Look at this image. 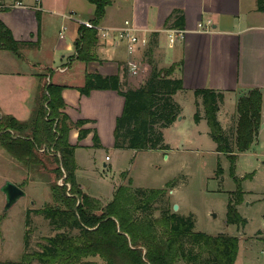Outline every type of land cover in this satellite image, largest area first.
Listing matches in <instances>:
<instances>
[{
	"label": "trees",
	"instance_id": "obj_1",
	"mask_svg": "<svg viewBox=\"0 0 264 264\" xmlns=\"http://www.w3.org/2000/svg\"><path fill=\"white\" fill-rule=\"evenodd\" d=\"M89 1L95 5L92 23L98 25L112 0ZM257 9L264 11V0H257ZM174 18L171 27L182 28L183 16L176 14ZM98 40L96 29L81 24L75 43L78 58L91 61V50ZM24 44L27 43L14 38L0 18V49L18 55ZM175 67L173 64L169 68L159 69L156 65H150L144 84L127 89L123 87L118 74L86 75L85 84L78 88L83 95L90 94L94 89H112L125 97L123 113L116 122L115 147L135 150L169 148L164 143L163 129L182 114L174 95L183 89V80L170 77ZM65 87L56 83L41 87L42 95L38 96L33 114L27 120H19L11 115L0 118V125L6 124L10 129L2 137L3 146L29 169L44 165L45 161L38 152L42 146L45 152L47 148L54 150L52 156L56 157L57 163L54 171L58 179L65 175L64 183L70 184L71 193L66 194L67 186L53 183L54 203H47L36 212L49 219L58 232L44 238L46 244L42 245L41 250L25 252L18 262L0 264H176L181 260L187 264H235L239 249L237 236L196 231L193 214L181 215L171 208H164L157 217L154 215V203L165 197L169 188L176 186V179L168 181L164 187L144 188L134 187L129 178L127 184L118 186L111 201L103 208L99 207L98 200L81 189L75 177L77 145L70 143L69 132L73 126L81 128L87 120L74 123L64 112L66 103L62 92ZM194 94L202 99L210 136L217 145V151L228 155L230 175L237 184L236 189L230 192L226 221L244 227L247 219L237 206L244 201L242 180L252 178L253 174H247L244 178L236 175L234 146L237 152H245L257 140L263 123L262 91L253 88L238 98L235 138L226 135L218 119L224 93L201 88L196 89ZM200 119L197 110L194 120L199 122ZM88 131L81 128L79 139H83ZM94 143L100 146L97 132ZM222 173L219 165L217 174ZM65 228L68 230H63ZM74 229L78 232L73 233ZM95 257L102 262L91 259Z\"/></svg>",
	"mask_w": 264,
	"mask_h": 264
},
{
	"label": "crops",
	"instance_id": "obj_2",
	"mask_svg": "<svg viewBox=\"0 0 264 264\" xmlns=\"http://www.w3.org/2000/svg\"><path fill=\"white\" fill-rule=\"evenodd\" d=\"M0 8V18L12 31L14 38L27 43L18 55L0 49V110L19 120H27L33 114L42 92L41 87L48 83L65 85L62 92L66 103L64 112L74 123L87 120L81 128L89 130L83 139H79L80 127L73 126L69 133L70 143L77 145V170L81 168L77 159L79 149L95 151L105 145L115 149H131L115 147V127L117 118L123 113L125 97L112 89H94L90 94L83 95L78 88L85 84L88 73H100L103 76L118 74L123 86L136 88L145 82L150 65H156L159 69L176 65L170 77L183 80V89L174 95L182 108V114L179 115L181 119L177 118L163 129L164 143L169 148L153 150L162 155H168L180 146H195L193 143L198 144L200 139L212 140L202 99L194 94L196 89L212 88L224 93L218 119L229 137L235 138L238 98L250 89L259 88L262 91L264 122V11L257 9V0H112L99 25L120 26L123 21L119 16L123 14L125 20H132L140 32L149 37L148 45L137 52L136 59L143 64L144 73L140 85L129 71L128 76L125 68L131 57L124 42L115 38L99 36L91 50L92 60L87 62L78 58L75 43L79 38V27L84 23H92L95 17V5L89 0H0ZM176 14L183 16L185 36L171 44L168 29ZM208 20L212 21L210 26H199ZM22 63L25 68H22ZM15 64L14 68L9 67ZM45 70L51 72L45 74ZM12 75L20 79L21 86L15 89L14 94H8L6 82ZM9 97L28 98L32 101V112L19 115L22 113L20 109L9 107L12 105ZM197 110L201 116L199 122L194 120ZM186 112H192L193 123L191 130L184 131L181 125ZM95 132L100 139L99 147L94 143ZM170 132H174V135ZM260 132L261 129L248 151L237 152L234 146L237 159L243 154H256L251 150L257 152L255 147L262 145ZM213 145L217 151L216 143ZM105 159L108 160L109 156L106 155ZM252 174L251 179L255 176ZM122 180L120 178L115 183L113 195L123 183ZM174 191L175 187L171 194ZM244 191V204L248 205L251 202H246L247 190ZM240 207L241 204L237 206L239 212ZM246 225L238 226L239 230Z\"/></svg>",
	"mask_w": 264,
	"mask_h": 264
},
{
	"label": "rangeland",
	"instance_id": "obj_3",
	"mask_svg": "<svg viewBox=\"0 0 264 264\" xmlns=\"http://www.w3.org/2000/svg\"><path fill=\"white\" fill-rule=\"evenodd\" d=\"M125 18L123 14L119 16L123 22ZM103 26L108 27L104 24ZM22 64V68H25L24 63ZM16 65L9 67L14 68ZM139 67L140 73L135 78L140 85V80L144 77L143 64L139 63ZM125 69L128 74V67ZM49 72L51 71L45 70V74ZM19 82L20 79L15 75L9 78L6 82L8 94H14L15 89L21 86ZM123 87L127 89L130 86ZM41 95L42 92L39 97ZM31 102L25 97H9V103L12 104L9 107L20 109L22 113L19 115L32 112ZM191 113L186 112L181 125L184 131L191 130L190 126L193 123ZM3 115L7 114L0 110V118ZM8 130L10 129H7L6 124L0 125V262H18L25 252L41 250L42 245L46 244L44 238L58 232L49 219L36 212L47 203H54L51 185L57 183L59 186H67L66 194L71 195V193L70 184L64 183L65 175L58 179V174L54 171L57 167L56 157L52 156L54 150L47 148L45 152L42 146L38 152L46 165L44 163L41 167L29 169L3 146L2 137ZM261 130L262 145L255 147L257 152L251 150L256 154L240 155L236 163L237 176L244 177L245 174L251 173L255 175L253 179L247 178L242 181L243 189L247 190L246 202L251 203L244 204L245 197L241 203L240 212L247 218L248 224L240 230L238 225L226 221L229 194L237 187L230 175L231 162L228 156L216 151L211 139H200L198 144L193 143L195 146L179 145L181 148L172 150L169 156L162 155L159 151L123 150L109 145L95 151L79 149L77 159L81 168L76 169L75 177L81 189L98 200L101 208L113 198L114 185L120 178H123L122 184H127L131 178L134 187L144 188L164 187L168 181L176 179L174 193L171 194L173 188H169L165 197L154 203L156 217L164 208H171L174 211V204H178L179 208L176 212L193 214L196 231L212 235L224 233L239 238L235 264H264V126ZM10 132L13 134L12 130ZM170 133L174 135V132ZM167 134L169 137V132ZM106 155L109 156L108 160L105 159ZM219 165L223 168V174H217ZM7 180L21 186L26 195L9 211L4 212L6 197L2 185ZM72 232L77 233L78 230L74 229ZM91 259L102 262L98 257ZM176 264L187 263L181 260Z\"/></svg>",
	"mask_w": 264,
	"mask_h": 264
},
{
	"label": "built area",
	"instance_id": "obj_4",
	"mask_svg": "<svg viewBox=\"0 0 264 264\" xmlns=\"http://www.w3.org/2000/svg\"><path fill=\"white\" fill-rule=\"evenodd\" d=\"M211 20H208L206 24L200 23V27L210 26ZM84 25L94 28L98 32V36L102 38H115L118 41L124 42L126 51L130 55L131 60L128 62V71L131 75L137 76L140 72L139 61L137 58V52L142 48H145L149 43V37L146 33H141L134 22L130 19L124 20L120 26H100L93 23H84ZM169 41L174 44L178 39L184 38V30L180 27H170ZM63 36V34L61 35Z\"/></svg>",
	"mask_w": 264,
	"mask_h": 264
},
{
	"label": "water",
	"instance_id": "obj_5",
	"mask_svg": "<svg viewBox=\"0 0 264 264\" xmlns=\"http://www.w3.org/2000/svg\"><path fill=\"white\" fill-rule=\"evenodd\" d=\"M181 119V116L178 117ZM264 126L262 123L260 126V129ZM2 191L5 194L6 197V202L4 205V212L9 211L18 201L20 198L26 195L25 190L19 186L18 184L7 180L3 185H2ZM179 208L178 204H174L173 210L176 212Z\"/></svg>",
	"mask_w": 264,
	"mask_h": 264
}]
</instances>
